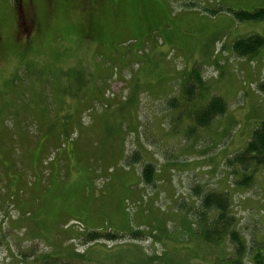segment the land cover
<instances>
[{
    "label": "rangeland",
    "instance_id": "374dc122",
    "mask_svg": "<svg viewBox=\"0 0 264 264\" xmlns=\"http://www.w3.org/2000/svg\"><path fill=\"white\" fill-rule=\"evenodd\" d=\"M18 1L0 0V264H236L227 244L206 242L197 188L235 191L241 230L251 245L264 238V171L243 187L224 161L264 121V49L234 51L264 37V21L232 12L264 0H97L91 11L87 0ZM93 19L101 40L84 35ZM194 69L206 82L196 79L197 101L183 91ZM215 96L227 111L201 128L193 115ZM57 116L73 124L53 135L71 164L47 150L43 168L31 165L23 138L37 149V121ZM93 231L102 238L89 241Z\"/></svg>",
    "mask_w": 264,
    "mask_h": 264
},
{
    "label": "trees",
    "instance_id": "16d2710c",
    "mask_svg": "<svg viewBox=\"0 0 264 264\" xmlns=\"http://www.w3.org/2000/svg\"><path fill=\"white\" fill-rule=\"evenodd\" d=\"M18 1V0H17ZM88 6L85 9L92 10L94 7V3L97 0H87ZM21 5L25 2L24 0L18 1ZM32 10V7L30 8ZM27 10H25V13ZM235 13L236 18L239 21H264V7L257 9L255 11H232ZM25 15V20L28 21L31 17V12L29 11ZM34 14V12H33ZM30 15V16H29ZM29 16V17H28ZM31 20V19H30ZM33 20V17H32ZM95 19L88 20L86 23V29L84 31V35L88 39L93 40H101L104 37V29L103 26L94 21ZM29 22V21H28ZM1 32H0V41H1ZM264 49V37L261 35H251L246 38L239 39L234 44V51L241 57H256L260 54L261 50ZM63 75L72 74L68 71H62ZM191 78L189 79L188 84L183 83V91L188 95V98H192V91L195 89L198 90V96H196V100L200 99L199 85L203 84L205 86L206 82L203 80L200 72L197 70H193L191 73ZM79 76L78 78H80ZM73 78V77H72ZM77 78V80H78ZM196 79L198 80L197 84ZM14 85H16L15 80H13ZM12 82V83H13ZM74 83V82H73ZM201 83V84H200ZM79 88V85L76 86ZM196 87V88H195ZM67 89V88H66ZM65 89V90H66ZM203 89V88H202ZM206 88L204 87V91ZM67 93V92H64ZM55 105L53 101H47V103L43 106L46 116L50 117V115H54V108L58 105L57 100H55ZM66 104L65 98L61 102V105L64 106ZM199 107L200 104L197 103ZM227 103L224 98L221 96H215L209 104H205L200 108L193 117L197 118V125L201 128H210L212 125H215L216 119H219V116H222L227 111ZM42 109L39 111L42 112ZM191 114V113H190ZM38 123L42 124V132L46 131V134H43L41 137L44 140L38 145L37 149H34L33 142L28 139L26 136L23 140L28 143L29 149L28 153V161H31V165L40 164L42 162V154L48 150V153L55 154L54 162L58 161V166L64 167L69 166L72 161L71 152H66L63 148L66 147V143L61 141L60 137H54L55 133L59 135L64 131H67L69 127L73 124L67 120L60 121L59 117L55 120L54 124H51L49 128L43 129V123L38 120ZM20 123V121H19ZM70 123V124H69ZM21 125V123H20ZM74 129V127H73ZM72 130V129H71ZM16 132V131H15ZM50 133V134H49ZM21 134V133H20ZM19 132H16V136L18 135L21 138ZM58 134H55L58 135ZM17 136V138H18ZM46 148L45 150H42ZM48 154V155H49ZM133 161H138L137 154L134 155ZM226 162L227 170H231L232 175H240L241 179L239 181V185L243 187H251V185L255 181V174L258 173L259 169L264 171V121H261L257 124V127L254 129L252 133V137L248 142L247 146L240 152L235 155L230 156L224 160ZM42 166V164H40ZM39 166V167H40ZM30 168V167H29ZM43 168V166H42ZM50 168V167H49ZM49 168L44 169L46 172ZM144 170H142V175L147 184L152 185L155 182L154 174L155 167L151 163L145 164ZM31 173V171H29ZM35 175V174H34ZM237 178V176H236ZM19 179H13L12 185H17L19 183ZM235 191L230 190H212L207 189L205 185L202 183V189L197 188V197L200 202L201 208L198 210H202L197 214V217L203 223V235L208 242V245H222L227 244L232 250V262L234 258V262L236 264H246L245 259L247 255L250 253L252 256V264H264V238H261L260 241L254 240L252 241V245L247 239V236L240 228L239 218L234 210L233 204V195ZM193 199H196L194 196H190ZM190 210V207H189ZM192 210H194L192 208ZM197 210V211H198ZM196 211V210H194ZM203 212V213H202ZM215 217H214V215ZM215 218V219H214ZM102 235L96 232H91L89 235V241H96L101 239Z\"/></svg>",
    "mask_w": 264,
    "mask_h": 264
},
{
    "label": "bare ground",
    "instance_id": "6f19581e",
    "mask_svg": "<svg viewBox=\"0 0 264 264\" xmlns=\"http://www.w3.org/2000/svg\"><path fill=\"white\" fill-rule=\"evenodd\" d=\"M202 89V88H201ZM144 170V169H143ZM45 257V256H44ZM39 261V260H38Z\"/></svg>",
    "mask_w": 264,
    "mask_h": 264
}]
</instances>
